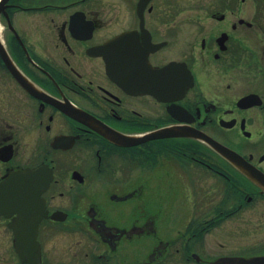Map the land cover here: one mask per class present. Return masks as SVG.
<instances>
[{
  "label": "flooded vegetation",
  "instance_id": "1",
  "mask_svg": "<svg viewBox=\"0 0 264 264\" xmlns=\"http://www.w3.org/2000/svg\"><path fill=\"white\" fill-rule=\"evenodd\" d=\"M257 1L0 0V264H264Z\"/></svg>",
  "mask_w": 264,
  "mask_h": 264
},
{
  "label": "water",
  "instance_id": "2",
  "mask_svg": "<svg viewBox=\"0 0 264 264\" xmlns=\"http://www.w3.org/2000/svg\"><path fill=\"white\" fill-rule=\"evenodd\" d=\"M205 140L206 142H209L211 143V145L216 148L223 156L231 159V160H235V161H238L239 158H238V154L235 153L234 151L222 146L221 144L217 143L216 141H213L211 140L210 138L208 137H205ZM20 186V185H19Z\"/></svg>",
  "mask_w": 264,
  "mask_h": 264
},
{
  "label": "rangeland",
  "instance_id": "3",
  "mask_svg": "<svg viewBox=\"0 0 264 264\" xmlns=\"http://www.w3.org/2000/svg\"><path fill=\"white\" fill-rule=\"evenodd\" d=\"M253 2L256 4L258 1H257V0H252V3H253ZM261 8H262V10L264 11V2L262 3ZM261 16H262V15H261ZM256 44H258V43H256Z\"/></svg>",
  "mask_w": 264,
  "mask_h": 264
}]
</instances>
